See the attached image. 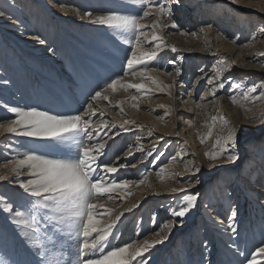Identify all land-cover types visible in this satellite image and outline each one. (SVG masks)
I'll use <instances>...</instances> for the list:
<instances>
[{
	"label": "rangeland",
	"instance_id": "1",
	"mask_svg": "<svg viewBox=\"0 0 264 264\" xmlns=\"http://www.w3.org/2000/svg\"><path fill=\"white\" fill-rule=\"evenodd\" d=\"M157 3H163L172 13L171 18H161L158 32L168 47H163L147 65L157 69L148 75L161 85H172L163 92L147 79L125 76L132 50L131 33L92 23L94 17L110 13L141 15V6L132 0H0V62L12 90L6 94L10 97L4 99L1 97L5 93L0 90V101L9 106L6 109L0 105V123L15 119V113L10 112L12 108H37L53 115H83L90 103L96 109L94 116L85 117L93 121V128L89 129L92 140L80 134L75 141L59 143L0 132V175L7 176L0 180V197L4 198L0 202V260L6 264L41 261L39 249L30 244L24 226L14 223V212L25 210L29 201L36 199L20 187V182L30 177L27 169L18 176L11 172L10 162L32 152L70 157L75 155L76 145L81 141L89 144L106 141L105 155L98 163L129 165L108 174L109 180H145L139 186L130 185L131 195L117 190L111 193L113 200L102 196L93 201L102 206L97 210L101 227L120 216L107 240L102 242L104 252L158 239L154 233L173 220L177 223L168 230L167 239L132 264L141 260L147 264H247L256 249L264 246V123H261L264 102H255V108L228 104L233 97L239 100L249 88H256L251 96L264 91V56L260 55L264 53V0H236V3L157 0ZM88 12L91 17L85 15ZM156 19L153 13L141 22L150 26ZM144 31L150 34L151 28ZM10 46H17L21 53H13ZM171 46L177 50L172 51ZM149 47L144 44L145 50ZM213 51L218 53L217 57L211 56ZM18 54L29 57L31 65L41 71L39 78L33 76L31 65H25ZM251 54L259 57L250 58ZM224 58L223 92L201 102L210 77L207 73ZM227 71L233 75H227ZM198 75H204L203 80L193 86ZM118 77H123L125 83L143 82L146 91L109 90L104 94L109 96L110 103L92 100L97 91ZM37 80L43 86L39 103L34 97L33 82ZM234 81L246 87L240 94L233 91ZM133 95L141 98L131 101ZM119 101L124 103L118 105ZM133 103L139 109L133 108ZM120 107L124 114L120 113ZM221 115L228 123L212 121L213 116ZM124 120L135 123L121 127ZM102 122H107L108 127H103ZM210 128L211 137L201 143ZM232 128L237 132L234 152L239 159L233 163L225 155L210 161L205 153L216 151L212 147L215 140L226 136ZM138 145L143 152L135 151ZM129 148L133 155L126 156ZM149 151L151 156L147 155ZM189 161L199 166L200 171L196 172ZM186 165L191 170L186 171ZM161 169L162 173L174 169L175 178L163 179ZM173 188L186 191L172 192ZM185 195H197L195 206L185 217H173L172 210L186 204ZM5 205H10L12 212L4 211ZM129 208L131 211H127ZM106 210H111L110 214ZM230 225L237 231L233 232ZM69 243L70 247L54 249L63 253L65 262L79 264V260L96 258L87 253L78 260L79 242ZM259 258L261 262L257 264H264V256L257 255L256 259Z\"/></svg>",
	"mask_w": 264,
	"mask_h": 264
},
{
	"label": "snow or ice",
	"instance_id": "2",
	"mask_svg": "<svg viewBox=\"0 0 264 264\" xmlns=\"http://www.w3.org/2000/svg\"><path fill=\"white\" fill-rule=\"evenodd\" d=\"M132 2L141 6V15L110 13L94 17L92 23L106 25L120 32L131 33L130 43H132V50L131 56L127 59L125 76L131 75L134 78H140L142 81L147 79L163 92L165 88H171L172 85H161L154 77L148 75V73L157 71V69L149 68L147 65L163 47H168L164 43V37L158 32L161 30V18H171L172 13L163 3H157V0H132ZM172 2L179 3V0H172ZM232 2L236 3V0H232ZM153 13L157 19L152 25H145L141 22ZM85 15L88 17L92 16L90 12L85 13ZM172 27L175 28L176 24L173 23ZM146 28H151L150 34L144 31ZM182 34L186 35V33ZM192 35H195V33ZM40 42L43 43V41ZM153 42L156 43L153 44ZM145 43L150 46L148 50L144 48ZM171 48L172 51L177 50L175 46H171ZM260 55L264 56V53H260ZM225 64L226 58L218 61V66L216 67L217 77L225 71ZM141 65L143 67L137 71L136 69ZM178 74L179 70H177ZM122 81L123 77L111 80L104 89L97 91L92 96V100L109 101V96L104 94L109 90L112 93L118 90L128 91L129 89H136L137 92L146 91L143 82L125 83ZM209 83H212V78H209ZM223 86V83L219 85L220 88H223ZM236 87H240V85H236ZM147 91L150 92L151 90L148 89ZM255 91L256 88L250 89V92ZM168 94L171 95V93ZM210 94L215 96L214 92ZM140 98V96L133 95L130 100L138 101ZM243 99L245 102H264V92L257 96H250L246 92ZM232 102L234 104L239 103L235 97L232 98ZM117 103L118 105L123 104L124 101ZM132 107L139 109L137 103H133ZM160 107L165 106L161 105ZM10 111L15 113V119L7 124L0 123V132L15 133L20 136L57 141L59 143L75 141L80 134H83L88 140L93 139L92 132L89 131L90 128H93V121L85 119L86 116L90 117L96 114V109L91 103L88 104L83 115H53L37 108L28 110L12 108ZM120 113L124 114L123 107H120ZM160 119H163V117H160ZM211 119L213 122L220 120L224 124L228 123L222 115L213 116ZM129 123H135V121L124 120L120 126L123 127ZM261 123H264V121H261ZM102 126L108 127L107 122H102ZM211 135L212 129L210 128L207 135L202 137L200 142L205 143ZM236 143L237 132L234 128L229 129L226 136L218 137L212 145L217 150L206 152L205 156L210 161H216L226 155L227 160L234 163L239 159V156L234 152ZM76 147L75 155L70 157H51L32 152L25 153L22 159L10 162L12 163L10 171L16 173L17 176L21 174L22 170L27 169V174L30 178L26 182H20V187L29 196L36 198L33 201H29L25 210H16L14 212V223L24 226L30 244L39 249L40 264H71L70 261L65 262L62 259V252L54 251V249L70 247L69 242L72 240L79 242L78 260L79 257L87 253H92L96 257L79 260V264H132V261L136 260L137 257H142L144 253L148 252L156 244L163 243L167 239L168 230L173 228L177 221L173 220L161 225L159 231L154 233L156 237H159L158 239L144 240L138 246L127 244L121 247H114L104 252L102 242L107 240L111 229L114 227L115 222L120 219V216L116 217V221L101 227L100 220L97 219V210L102 206L97 205L93 201L102 196L108 200H113L111 193H115L117 190L124 192L126 195H131L130 185L136 184L139 186L145 183V180L141 179L136 182L127 179L109 180L107 178L108 174H115L119 168L128 167L129 165L119 164L117 167L111 163H98L99 158L105 155L106 141L93 144L81 141ZM230 148L233 151H230ZM135 151L143 152L144 149L138 145ZM131 155H133V150L129 148L126 156ZM147 155L151 156L152 152H147ZM175 159L173 157V160ZM188 163L195 168L196 172L200 171L199 166L195 165L194 162L189 161ZM131 167H135V165H131ZM185 170L189 171L191 169L186 165ZM163 171L164 169H161L160 173ZM160 173H157V176H160ZM6 178V175H0V180ZM171 191L183 192L186 189L173 188ZM3 199V197H0V202ZM183 200L186 204L181 205L178 210H172L173 217H185L195 206L197 195H185ZM4 211L12 212L11 206L5 205ZM110 211L106 210V213L110 214ZM127 211H131V208L127 209ZM99 215H104V213H99ZM120 215H123V213ZM235 216L236 212L233 211L232 217L234 218ZM230 227L233 232L236 231L233 225H230ZM97 233L98 235H93ZM161 233H165V235H161ZM97 251H99L98 256ZM257 255L264 256V246L256 249L248 264H257ZM0 264H6V262L0 260ZM139 264H147V262L141 260Z\"/></svg>",
	"mask_w": 264,
	"mask_h": 264
},
{
	"label": "bare ground",
	"instance_id": "3",
	"mask_svg": "<svg viewBox=\"0 0 264 264\" xmlns=\"http://www.w3.org/2000/svg\"><path fill=\"white\" fill-rule=\"evenodd\" d=\"M58 9L60 10H62V7H58ZM60 25H63L62 24V22H60ZM69 36H73V35H69ZM29 40V39H28ZM32 40V39H31ZM30 41V40H29ZM12 46H10L9 48H11ZM13 49H14V51H13V53H19L20 52V50L19 49H17V46L16 47H12ZM21 53V52H20ZM18 55H20V58L22 57L23 59H24V63H25V65H28V64H30L31 65V61L29 60V57H25V56H23V54H18ZM211 55V54H210ZM217 55H218V53H215V51H213V53H212V55L211 56H213V57H217ZM249 57V56H248ZM251 57H259L257 54H251L250 55V58ZM28 58V59H27ZM10 59H12V58H10ZM1 61V60H0ZM23 60L21 59V62H22ZM30 61V62H29ZM1 62H0V90H3L4 91V93H5V95H2V97L1 98H9L10 96H7L6 94H8V93H11L12 92V90H11V86H10V82L8 83V82H6L7 80H6V77L4 78V71H2V69L4 68L3 67V65H2V67H1ZM4 66H5V64H4ZM7 66V65H6ZM29 66V65H28ZM26 67V66H25ZM31 73L33 74V76L34 77H38L39 78V74H41L40 72L41 71H38V70H36L37 68L36 67H34V65H31ZM216 65H214L213 66V68L211 69V71L210 72H208L207 73V75L206 76H210L209 78H212V83H209V78H208V80H207V89H206V91H205V93L203 94V96L200 98V101L201 102H203V101H207V100H209L210 98L212 99V98H214V97H216V94L218 93V92H223V89H224V87H225V84H224V81H225V75H223V74H221L220 76H216ZM23 69V68H22ZM6 72V71H5ZM213 73V74H212ZM227 73V75L228 74H231V75H233V73H229V71H227L226 72ZM212 74V75H211ZM204 76V75H203ZM203 76L201 75H198V76H196V81L193 83V86H197L198 85V83L201 81V80H203ZM205 76V77H206ZM42 77V76H41ZM35 79V78H34ZM40 80V79H39ZM39 80H37L36 82H33V84H34V86H35V91H34V97L37 99V101H38V103L40 102V96H41V92H42V90H43V86H42V83L39 81ZM9 81V80H8ZM221 83H223V88H220L219 87V85L221 84ZM236 85H240V87H236ZM30 86V85H29ZM244 88H246V87H244L243 86V83H240V82H238V81H234L233 82V91H237L239 94L242 92V91H244ZM33 89V88H32ZM252 89V88H251ZM212 92H214L215 93V96H213V95H211L210 93H212ZM246 92H248L249 93V95L250 94H252V92H250V88L248 89V90H246L245 91V93ZM264 92V91H263ZM254 93V92H253ZM0 96H1V94H0ZM243 96H244V93H242L241 94V97L239 96V103H237V104H234L232 101H231V99H229L228 100V104H230V105H232L233 107H236V106H240V107H245V105H249V106H252V107H254L255 108V106L257 105L256 103H253V102H251V101H248V102H245L244 101V99H243ZM251 96V95H250ZM47 98V97H46ZM8 101V100H7ZM47 101L49 102V98H47ZM0 105H1V108H6V109H9L6 105H4V103L2 102V101H0ZM245 108H247V107H245ZM189 109H191V108H189ZM192 110V109H191ZM259 111V110H258ZM11 112V111H10ZM262 112V111H261ZM14 114V113H13ZM86 117H89V116H86ZM162 176H163V179H174L175 178V170L174 169H170V170H168L167 169V171L166 172H164V173H162ZM3 213H5V212H3ZM233 218V217H232ZM237 231V230H236ZM224 234H226V233H224ZM229 234H231V233H229ZM122 235V234H121ZM123 237V236H122ZM122 241H123V239H122ZM121 241V242H122ZM259 256V255H258ZM258 262H261L260 261V258H259V260H257V263ZM247 264H248V262H247Z\"/></svg>",
	"mask_w": 264,
	"mask_h": 264
}]
</instances>
